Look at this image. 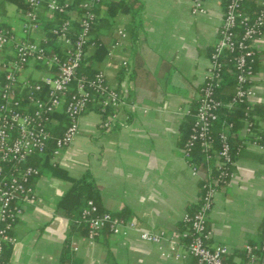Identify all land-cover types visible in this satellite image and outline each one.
<instances>
[{"label":"crops","instance_id":"1","mask_svg":"<svg viewBox=\"0 0 264 264\" xmlns=\"http://www.w3.org/2000/svg\"><path fill=\"white\" fill-rule=\"evenodd\" d=\"M110 1H123L130 8L110 17L108 52L93 68L104 72L108 85L121 95V104L105 113L88 106L77 136L48 162L72 178L90 172L102 210L135 222L136 229L121 234L105 227L93 240L79 230L70 234V218L58 202L71 182L55 168L38 167L40 173L33 179L36 198L25 205L11 231L16 242L6 247L4 264H59L68 238L70 264H195L180 235L174 252L181 257H163L159 245L139 238L138 229L177 235L184 228L183 213L198 206L202 178L193 174L180 150V126L186 112L196 107L227 0H202L204 12H193L192 0H103L97 17L107 15L105 3ZM252 1L245 7L251 13L257 0ZM25 3L0 0V22L18 34ZM118 29L127 35L111 48ZM33 38L38 39V34ZM94 50L90 43L86 57ZM255 50L259 80L252 107L257 130L247 134L245 122L235 136L239 142L259 136L260 146L240 150L232 178L216 190L207 215L210 242L227 246L230 258L242 257L244 244L258 242L263 234L264 117L259 105L264 106V37ZM40 68L33 64L25 73L39 78L46 73ZM59 118L51 125L58 134L65 125V119L61 123ZM73 244L77 250H72ZM162 246L173 252L168 241Z\"/></svg>","mask_w":264,"mask_h":264},{"label":"built area","instance_id":"2","mask_svg":"<svg viewBox=\"0 0 264 264\" xmlns=\"http://www.w3.org/2000/svg\"><path fill=\"white\" fill-rule=\"evenodd\" d=\"M101 0H84L78 9L70 8L71 0H26L23 12L22 36L0 22V69L3 81L0 85V264H4V251L14 245L16 239L11 231L24 212L26 204L36 198L33 179L39 169L29 164V159L43 154L51 138V125L56 115L62 113L65 125L55 138L52 155H59L79 133L80 117L90 103L100 100L102 106L118 107L121 95L108 85L103 71L97 70L92 77L78 75V68L86 55L90 30L95 23L93 8ZM245 0H227L218 27L216 44L210 55L209 67L196 98V107L191 133L180 149L193 174L202 178V195L193 211L183 213V230L170 237L163 232L138 229L139 238L159 245L163 257H181L174 252L178 235L186 240L187 254L195 264H264V216L261 220L263 235L258 242H247L242 248V257L230 258L231 250L223 244L210 242L212 231L207 227V215L213 206V197L221 186L233 176L235 155L244 146L259 149V136L242 140L233 147L226 133L220 135V148L210 154L212 128L221 108L244 104L249 115L256 98L259 80L254 68L256 42L264 37V0L256 1L252 13L244 9ZM193 12H204L202 0H192ZM59 16V18H58ZM60 19L50 27L47 36L41 27V19ZM38 34V39L33 35ZM127 33L117 30V38L111 48L119 46ZM53 43L47 46L48 42ZM110 51V50H109ZM111 52H109L110 54ZM233 63L235 91L223 102L215 97V91L223 81L227 62ZM36 67H54L39 78L28 76L25 71ZM126 65V61H123ZM73 88V92H71ZM190 110L186 112L187 115ZM251 122L246 121L245 131L250 133ZM199 143L206 159H215L216 174L200 168L190 161L191 149ZM79 223L87 227V238L93 240L98 232L107 227L113 233L126 234L136 229V223L112 215L108 211L97 212V206L88 200L81 210ZM163 241L170 243L173 252L165 250ZM73 244L72 250H77ZM69 264V263H68Z\"/></svg>","mask_w":264,"mask_h":264},{"label":"trees","instance_id":"3","mask_svg":"<svg viewBox=\"0 0 264 264\" xmlns=\"http://www.w3.org/2000/svg\"><path fill=\"white\" fill-rule=\"evenodd\" d=\"M60 1L62 2L64 0H60ZM71 1L72 2L70 5V8L78 9L79 3L84 0H71ZM102 1L103 0H101L99 4H101ZM99 4H97L93 8L96 18H95V23L91 27L90 39H89V44L93 43L95 46V50L91 55L87 57L85 55L83 61L80 64V67L78 68L77 74L79 76L84 75L86 77H92L94 75V73L96 72L95 69L93 68L94 63L97 60H103L106 58V55L108 52V49L106 48V46L111 42L110 41V34H111L110 17L115 13V11L119 9L126 11L130 8V6L123 1L107 2L105 3L107 7V15L101 18V17H97V14H96L99 8ZM250 4H251L250 0H245L244 9L246 5L249 8L251 6ZM25 6L27 7L26 3H25ZM248 8H246L245 11L249 12L247 10ZM59 22H60V19L50 21V20H45L42 18L40 25L43 28L45 34L49 36L50 35L49 28L54 25H57ZM105 27L108 30L106 32H103L105 30ZM53 40L54 39H51L48 42L47 44L48 47L50 43L51 44L53 43ZM256 60H257V53L255 56L254 68L256 66ZM40 69H45L46 72L50 71V75H54V69H55L54 67L48 68L47 66H41ZM234 70L235 69H234L233 63L228 61L227 65L224 68L223 81L220 87H218L215 91V97L217 99H220L223 102H227L234 94V91H235ZM0 79L1 81H3L2 73H0ZM73 91H74L73 88H71V92ZM89 106H93L94 109H96L98 112H101V113H105L106 109L109 108V107L102 106L99 99L90 103ZM194 112H195V107L194 109L191 110V113L187 115V118L183 121V123L180 126L179 144L181 145L180 146L181 148L185 145L191 133V128H192V124L194 120ZM246 112L247 110L244 104H240V103L235 104L229 109L221 108L218 111V118L213 124L212 133H211L212 148L208 151L210 154H214L220 148L221 133H226L228 135L230 144L233 147H236L237 145L241 143V141L239 142L238 140H236L235 131L240 129L247 120L252 123L251 130H250L251 132L248 134H251L252 132L257 130L256 128L257 122L254 119V109L252 108L249 111V115H247ZM259 113L262 115V117H264V106L263 105H259ZM56 116H60L59 119L61 120V123H62L64 115L60 113L59 115H56ZM50 129H51L52 135H51V138L48 140V146H47L46 151L43 154L34 155L33 157L29 159L28 163L31 165H34L37 168L38 167L43 168L44 166H48L50 169L55 168L56 169L55 171H57L55 173H58L61 177L71 182V187L69 191L66 194H64V196L58 202V208L61 210L63 215L70 218V221H71L70 234L71 232H76L78 230L82 234L83 233L87 234V227L85 226V224L78 222V220L81 219V210L86 204V202L88 200H91L97 206V212L103 211L99 204V196H98V193L95 187V181L90 172L84 173L79 178H72L68 176L63 170L57 169L56 168L57 166H55V164L54 165L49 164L48 161L50 157L53 156L52 151L54 148L55 138L59 135L57 132L58 130H54L52 127H50ZM254 137L256 138L257 136H253V138ZM235 141L237 142L235 143ZM201 149L202 148L200 147V144L195 143V145L191 149L190 161H193V162L195 161L200 165L201 169L205 171L211 170L212 174H216L217 171L215 170V166L212 163V160H207L206 153H204ZM237 155H235V158ZM202 183H201V186H202ZM201 195H202V188H201ZM69 247H70V238H68L65 243V250L61 257L59 264H68V263L70 264L71 257L69 255ZM7 250L5 248L4 261L6 259Z\"/></svg>","mask_w":264,"mask_h":264},{"label":"rangeland","instance_id":"4","mask_svg":"<svg viewBox=\"0 0 264 264\" xmlns=\"http://www.w3.org/2000/svg\"><path fill=\"white\" fill-rule=\"evenodd\" d=\"M15 31V30H14ZM15 33L20 37V36H22V31H21V34H18L16 31H15Z\"/></svg>","mask_w":264,"mask_h":264}]
</instances>
